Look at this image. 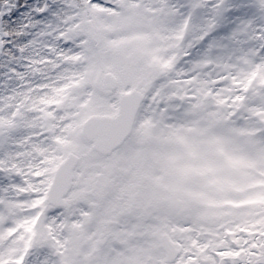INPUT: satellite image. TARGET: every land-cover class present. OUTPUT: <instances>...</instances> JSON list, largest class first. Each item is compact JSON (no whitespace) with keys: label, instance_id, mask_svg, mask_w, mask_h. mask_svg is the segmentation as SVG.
<instances>
[{"label":"snow or ice","instance_id":"6c2138e0","mask_svg":"<svg viewBox=\"0 0 264 264\" xmlns=\"http://www.w3.org/2000/svg\"><path fill=\"white\" fill-rule=\"evenodd\" d=\"M0 264H264V0H0Z\"/></svg>","mask_w":264,"mask_h":264}]
</instances>
